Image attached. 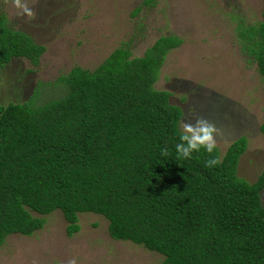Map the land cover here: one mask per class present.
<instances>
[{
  "label": "trees",
  "instance_id": "16d2710c",
  "mask_svg": "<svg viewBox=\"0 0 264 264\" xmlns=\"http://www.w3.org/2000/svg\"><path fill=\"white\" fill-rule=\"evenodd\" d=\"M238 33L264 83V5L262 21H243ZM134 38L95 69L62 75L60 96L36 106L39 84L27 102L0 105V246L12 234L32 236L55 211L73 236L79 216L92 213L108 221L112 239L160 254L162 264H264V167L254 183L238 176L245 137L224 157L217 148L222 164L213 168L204 149L178 158L184 112L154 86L182 40L162 36L133 56ZM46 50L0 11V68L37 67Z\"/></svg>",
  "mask_w": 264,
  "mask_h": 264
},
{
  "label": "rangeland",
  "instance_id": "374dc122",
  "mask_svg": "<svg viewBox=\"0 0 264 264\" xmlns=\"http://www.w3.org/2000/svg\"><path fill=\"white\" fill-rule=\"evenodd\" d=\"M27 0L36 13L18 14L12 0H0L16 30L31 35L47 50L35 67L17 60L0 68V105L32 98L43 88L39 106L64 90L58 79L74 67L95 69L131 38L133 56H142L162 36L182 44L166 56L155 89L171 94L173 104L190 108L224 132L218 149L245 137L238 176L254 183L264 167V83L257 66L243 52L238 24L262 21L263 0ZM141 8L136 16V9ZM142 25V32H138ZM32 70V72H30ZM180 121V123H181ZM179 123V130H180ZM263 203H264V192ZM43 229L32 236L12 234L0 246V264H162L164 257L131 242L116 241L103 217L83 213L81 230L69 236L60 211L45 217Z\"/></svg>",
  "mask_w": 264,
  "mask_h": 264
},
{
  "label": "clouds",
  "instance_id": "9594fccd",
  "mask_svg": "<svg viewBox=\"0 0 264 264\" xmlns=\"http://www.w3.org/2000/svg\"><path fill=\"white\" fill-rule=\"evenodd\" d=\"M18 14L26 15L34 19L35 11L29 6L27 0H12ZM224 132L221 128L210 121L209 119L199 116L196 113L195 107L190 108L185 115V118L180 123L179 143L175 145L178 158L190 159L194 152H200L204 149L209 154V159L205 161V167L213 168L222 164V159L219 155L212 154L218 148V138H223ZM161 155L167 157L169 150L161 148ZM67 264H77L75 258L70 259Z\"/></svg>",
  "mask_w": 264,
  "mask_h": 264
}]
</instances>
